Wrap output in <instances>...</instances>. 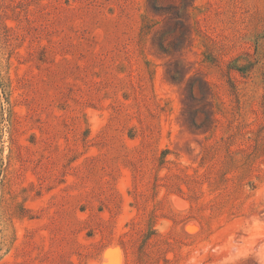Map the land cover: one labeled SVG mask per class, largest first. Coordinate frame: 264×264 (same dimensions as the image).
Segmentation results:
<instances>
[{
  "label": "rangeland",
  "instance_id": "1",
  "mask_svg": "<svg viewBox=\"0 0 264 264\" xmlns=\"http://www.w3.org/2000/svg\"><path fill=\"white\" fill-rule=\"evenodd\" d=\"M264 0H0V264H264Z\"/></svg>",
  "mask_w": 264,
  "mask_h": 264
},
{
  "label": "flooded vegetation",
  "instance_id": "2",
  "mask_svg": "<svg viewBox=\"0 0 264 264\" xmlns=\"http://www.w3.org/2000/svg\"><path fill=\"white\" fill-rule=\"evenodd\" d=\"M261 215H264V212H262Z\"/></svg>",
  "mask_w": 264,
  "mask_h": 264
}]
</instances>
